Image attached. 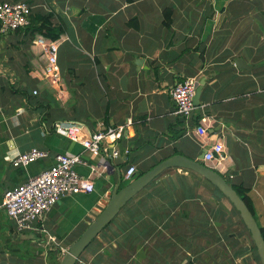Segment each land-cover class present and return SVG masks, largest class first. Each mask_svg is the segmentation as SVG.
<instances>
[{
  "label": "crops",
  "instance_id": "crops-1",
  "mask_svg": "<svg viewBox=\"0 0 264 264\" xmlns=\"http://www.w3.org/2000/svg\"><path fill=\"white\" fill-rule=\"evenodd\" d=\"M25 1L31 14H50L64 28L57 39L61 78L43 76L36 37L0 29V264H60L61 248L81 236L120 182L175 154L200 160L220 141L226 158L210 166L248 189L264 227V0ZM239 57L255 67L239 68ZM186 76L205 80L188 125L171 95ZM62 120L92 130L133 123L111 143L123 154L114 158L112 150L94 155L56 132ZM201 122L203 137L194 132ZM33 147L49 155L13 164ZM60 153L82 155L76 169L95 190L63 196L36 229L18 231L3 205L5 191L50 168ZM130 163L137 171L128 179ZM216 187L190 169H165L77 264H263L240 212Z\"/></svg>",
  "mask_w": 264,
  "mask_h": 264
},
{
  "label": "built area",
  "instance_id": "built-area-1",
  "mask_svg": "<svg viewBox=\"0 0 264 264\" xmlns=\"http://www.w3.org/2000/svg\"><path fill=\"white\" fill-rule=\"evenodd\" d=\"M30 16L31 5L27 1L0 0L1 31H15L28 27L31 24ZM34 43L42 47L43 76L51 80L52 83L59 82L61 78V68L58 60L59 41L38 34ZM199 84L200 81L197 77L186 76L178 81L171 90L177 113L185 119L187 125L190 123L195 110L199 107L194 103V96ZM35 93L37 92L35 91ZM132 123L133 120H130L124 125L92 130L82 122L62 120L55 124L54 129L71 140L81 142L85 151L91 154L99 155L102 152L108 154L112 150L109 155L119 158L123 154L115 146L111 148L110 145L119 140L125 129ZM194 132L198 136H206L208 134L207 125L201 122L196 126ZM81 134L85 135L82 140L80 139ZM129 152V149L123 152L125 160H127ZM48 155L47 150L33 147L31 150L19 154L13 160V164L15 166H27L40 158H46ZM225 158V146L220 141L206 149L203 162L210 166L212 162L221 163ZM84 161L81 154H57L56 162L50 168L5 191L3 205L18 231L36 229V223L63 196L95 190V181L91 177L81 175L76 169L77 164H82ZM136 171V165L130 163L125 171V177L132 178ZM68 249V247L61 248V257L65 255Z\"/></svg>",
  "mask_w": 264,
  "mask_h": 264
},
{
  "label": "water",
  "instance_id": "water-1",
  "mask_svg": "<svg viewBox=\"0 0 264 264\" xmlns=\"http://www.w3.org/2000/svg\"><path fill=\"white\" fill-rule=\"evenodd\" d=\"M236 64L239 68H251V66L246 64L243 58L239 57L236 59ZM205 80H201L200 84L196 90L194 96V103L200 106V97ZM81 139L85 138L80 136ZM205 151L202 152L200 160H194L188 156L182 154H175L155 165L150 170L141 174L140 176L134 178L127 185L121 187V182L114 189L109 203L105 206L102 212L97 216V218L89 224V226L84 230L81 236L74 241L70 246L68 251L63 256L60 264H77L83 251L89 246V244L96 238L101 231L111 222V220L117 215L120 209L129 201L138 191L149 184L157 175L169 167L179 166L183 168L195 171L209 181H211L215 186H217L233 203L236 209L240 212L245 224L251 232L252 238L257 247L260 259L264 264V236L262 230L259 227L257 220L237 190L232 186L230 182L223 176L220 172L215 170L213 167L209 166L203 162Z\"/></svg>",
  "mask_w": 264,
  "mask_h": 264
},
{
  "label": "trees",
  "instance_id": "trees-1",
  "mask_svg": "<svg viewBox=\"0 0 264 264\" xmlns=\"http://www.w3.org/2000/svg\"><path fill=\"white\" fill-rule=\"evenodd\" d=\"M30 19H31V24L28 27L24 28L23 31H24V34L30 38L31 41L36 37L37 34H42V35H44V36H46L52 40H57L61 36V34L64 32V28L62 26H56L53 24L50 14H40V13L39 14H31ZM165 24L169 25L170 22L165 21ZM20 30L21 29H18L16 31H20ZM23 91L24 90L20 89V90L14 91V92L23 94L24 93ZM26 95H29V94L27 93ZM108 127L109 126H104V127H102V129H106ZM232 186L237 190V192L241 195V197L245 200V202L247 203V205L249 206V208L253 212L251 199L247 194L248 189L243 188V187H238L234 184H232ZM216 188L218 189V187H216ZM261 230H262V234L264 236V227H261ZM255 249L257 250L256 245H255Z\"/></svg>",
  "mask_w": 264,
  "mask_h": 264
}]
</instances>
